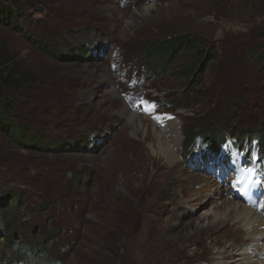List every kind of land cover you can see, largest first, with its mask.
I'll return each instance as SVG.
<instances>
[{
    "label": "rangeland",
    "instance_id": "374dc122",
    "mask_svg": "<svg viewBox=\"0 0 264 264\" xmlns=\"http://www.w3.org/2000/svg\"><path fill=\"white\" fill-rule=\"evenodd\" d=\"M14 1L0 0L15 13L0 47L25 79L9 91L12 123L49 146L0 129V264H160L173 224L205 226L222 202L246 204L248 172L247 190H261L251 209L264 213V0ZM181 37L199 54L155 64L152 47ZM140 104L179 119L183 179L151 167L152 137L131 134L124 110ZM197 175L210 187L187 179ZM196 248L170 259L204 264Z\"/></svg>",
    "mask_w": 264,
    "mask_h": 264
},
{
    "label": "bare ground",
    "instance_id": "6f19581e",
    "mask_svg": "<svg viewBox=\"0 0 264 264\" xmlns=\"http://www.w3.org/2000/svg\"><path fill=\"white\" fill-rule=\"evenodd\" d=\"M146 109L149 108L143 104L131 109L125 108L124 118L127 119L131 134L135 136L139 133L141 136H145V138L146 136L148 138L149 134L152 137V140L146 144L151 167L154 168L156 162L163 161L165 165L169 166L170 175H176L178 173V177L183 179L184 177L181 174L184 168L179 163L182 160V146L185 138L181 133L179 119L174 117L166 119L155 118L148 111L147 113L144 112ZM147 118L150 121L146 123L145 120ZM141 140L143 142L145 141L143 138ZM187 179L190 183L198 182L199 190L210 187L212 184L211 181L207 180L208 178L200 179L198 175L187 177ZM215 187L213 186V188ZM175 198L177 196L175 197L174 195ZM197 200L199 199L195 201ZM161 202H164V200ZM262 205L264 206V201ZM221 206L224 210V217L216 218L214 214L210 216L209 220L211 218L213 219L207 222L205 226L200 225L202 221H199L198 227L196 228L193 226H189L188 228L179 227L181 223L173 224L172 227L174 226V229H178L176 233L178 237L177 242L175 241L176 239L168 240L167 238H163L165 236L167 237V235H163L162 237L159 235L158 243L164 250L160 256V264H175V259H170L174 248L177 252L183 251L185 254L190 243L198 249L200 247L203 248V246L205 247L203 251L201 250L202 252H200L199 256L195 255L198 252L197 248L193 251L190 250L191 253L189 255L195 261H202L204 264H264V245L262 243L264 239V213L258 212V210L253 211L251 209L252 206H247L246 204L231 203L229 199L219 204L218 207L220 208ZM205 219L208 220V217L202 220ZM169 229L168 231H170ZM245 236L247 237L246 239L244 238ZM214 249H217L216 256L219 255L216 258L213 253ZM246 250H252V252L250 251L251 254L249 255V252H246ZM175 256L178 258L179 255L175 254ZM186 258L188 259L189 257L187 256ZM214 260L215 262L213 263ZM176 261L178 262V260Z\"/></svg>",
    "mask_w": 264,
    "mask_h": 264
},
{
    "label": "trees",
    "instance_id": "16d2710c",
    "mask_svg": "<svg viewBox=\"0 0 264 264\" xmlns=\"http://www.w3.org/2000/svg\"><path fill=\"white\" fill-rule=\"evenodd\" d=\"M7 3L11 6L19 7L14 0H7ZM3 16L7 17V20H4L11 25L14 20V18L12 19L11 17L15 16V13H12V11H5L4 8L0 7V22H3ZM39 43L36 42L35 39H32V45L37 46ZM199 45V41L191 39L190 37L174 38L171 40H165L161 44L153 46L149 54L151 55L152 52H154L156 55L155 64L159 62L158 64L166 67L167 65H165V63L169 64L170 62L175 61V58L180 54L191 53L192 57H194L195 54H199ZM41 48L45 50L47 49V45L42 44ZM16 63V56L8 53L4 48L0 47V129L6 127L11 139H14V141L20 145L25 147L37 145L38 149L45 151L48 149L47 147L49 145H45L42 140H39L37 138L38 134H28V132L23 130L20 125L12 123L14 118L13 114L15 112V103L9 91L16 87L19 89L20 85L25 81V79L19 75L20 71L18 70ZM201 64L198 65V69ZM198 69L195 70V72H197ZM194 76L195 75L193 74L191 79ZM261 135V143L263 141L262 144H264V126ZM214 153L217 154L218 150H214Z\"/></svg>",
    "mask_w": 264,
    "mask_h": 264
}]
</instances>
